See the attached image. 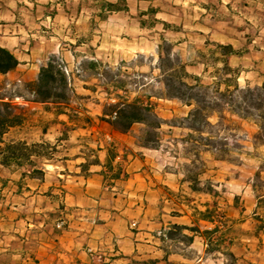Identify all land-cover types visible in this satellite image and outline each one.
Instances as JSON below:
<instances>
[{
    "label": "rangeland",
    "instance_id": "1",
    "mask_svg": "<svg viewBox=\"0 0 264 264\" xmlns=\"http://www.w3.org/2000/svg\"><path fill=\"white\" fill-rule=\"evenodd\" d=\"M103 1L108 4V20L104 23L97 18L101 8L97 0H0V47L11 50L20 61L17 70L0 75V96L27 95L26 83L35 82L40 69L56 60L75 94L72 109L91 119L90 124L75 125L68 117L60 116L54 106L15 102L24 108L30 121L25 128L7 137V142L46 143L57 150L53 161L42 167L46 170L45 184L25 181L16 192H13L14 185L9 191L0 185V264H34L33 257L40 264H128L127 260L112 263L111 259L124 256L120 249L133 246L128 242L133 241L128 234L138 227L128 225L125 237L120 234L114 243L111 232L101 239L98 234L101 229L97 227L104 221L96 218H106L107 212L111 222L119 223L123 218L121 213L128 208L129 195H125L127 187L122 183L130 176L129 162L143 160L147 164L145 170L150 169L146 176L154 180L155 190L161 189L163 194V184L178 185L173 170H183L182 166L190 165L193 156L189 155L187 143L190 132L175 122L172 128L164 127L168 135L159 152L133 151L137 150L133 137L114 133L101 120L117 94L105 78L116 75L117 80L124 82L123 95L131 101L139 98L147 103L151 98L155 113L168 122L184 117L189 109L179 102L160 99L164 85L157 79L160 75L157 48L162 44V35L172 40L171 44L176 46L174 53L181 51L184 60L196 58V49L203 50L208 42L232 45L243 54V58L230 61L231 68L240 74L243 86L264 84V0H130L128 12L124 7H120L123 10L120 12L116 0ZM144 12L153 13L169 28L152 23L141 26L139 15ZM88 33L93 35V41L77 46L75 39L87 40ZM180 40L195 46L191 56L186 52L185 43L179 45ZM92 62L102 67L92 69L89 66ZM189 70L203 76L207 83L212 80L211 68L198 65ZM225 116L224 122L213 117L210 122L214 128L209 131L218 138L217 147L225 150L220 155L222 161H217L214 155H204L205 165L201 170L225 198L226 204H221L224 214L231 209L252 211L256 199L264 197V137L255 121H244L227 113ZM85 127L88 129L84 130ZM113 146L119 156L114 167L124 170L127 179L112 189L105 185L109 192L99 197L102 207L69 206L67 187L82 183V178L95 174L93 170H102V175ZM95 160L100 166H89ZM86 164V168L81 167ZM1 176L7 180L3 172ZM29 185L38 189L33 191ZM114 188L116 191L112 193ZM50 191L52 196L48 197ZM256 211L264 215V208ZM242 218L247 215L237 221L240 223ZM253 220L234 228L239 239L254 231ZM56 226L58 233L54 240ZM198 243L191 251L196 257L202 254ZM256 247L263 249L258 242ZM135 257L150 258L147 254L125 258Z\"/></svg>",
    "mask_w": 264,
    "mask_h": 264
},
{
    "label": "trees",
    "instance_id": "2",
    "mask_svg": "<svg viewBox=\"0 0 264 264\" xmlns=\"http://www.w3.org/2000/svg\"><path fill=\"white\" fill-rule=\"evenodd\" d=\"M97 1L101 3L97 18L104 23L108 20V4L103 0ZM116 1L120 12L123 11L120 7H124V11L128 12L130 0ZM139 21L141 26L152 23L154 26L161 24L169 28L168 24L157 20L153 13H141ZM87 36V40L74 38L77 46L93 41L92 34L88 33ZM161 41L162 44L157 48L159 56L157 70L160 73L157 79L164 85V95L160 99L179 102L183 108L189 109V112L179 120L168 122L155 113L150 102L151 98L145 103L139 98L131 101L123 95L125 84L117 80L115 75L105 78L107 85L117 91V94L114 103L105 109L101 120L109 125L114 133L123 137H133L135 147L154 152L161 150L168 135L163 131L164 127L172 128L174 126L171 124L175 122L179 123L180 128L190 132L187 135L189 138L187 143L190 144L189 155L193 156V160L190 165H183V170H173L172 174L178 179L179 189L174 191L170 187L163 186L162 197L167 202L184 208L193 223L190 226L164 223L161 230L155 233L156 239L161 242L162 259L140 260L135 257L133 260H128L120 255V258L111 259V262L116 263L120 259L127 260L128 264H195L197 258L190 250L200 238L209 243V253L225 248V255L235 264L238 259L232 249L236 242L231 237L232 235L236 237L238 234L236 235L233 229L221 230V225L227 227L228 222L226 213L224 214L221 208V204H226V200L217 190L214 182L205 178V172L201 169L205 165L204 155H214L220 162L222 161L220 155L225 152L222 147H217L218 138L212 136L213 132H209L214 128L210 122L213 117L224 122L227 113L244 121H255L260 125V135L264 137V84L252 86L247 83L243 86L240 82V74L230 65L232 59H241L243 54L232 45L208 42L203 50H197L187 40L185 42L180 40L179 45L184 43L187 45L186 52L189 56L191 51L196 49L194 53L196 58L189 57L184 60L181 51L174 53L176 46L171 44L172 40L162 35ZM198 65L213 70L210 83H207L203 76L190 72L189 68ZM217 65H221L222 68L216 69ZM19 66L20 61L17 56L11 50L0 47V75L6 76L17 70ZM89 66L92 69L102 67L97 62H92ZM24 88L27 95L18 93L12 96H0V185L3 189L7 188V181L1 176L4 170L20 174L19 189H22V183L25 181L45 184L46 170L42 167L53 161L57 150L46 143L30 145L22 140L7 142V137L25 128L30 121L24 108L16 105V101H23L29 105L54 106L60 116L68 117L75 125L81 122L91 123L90 118L72 109L71 103L75 94L67 75L56 60H51L46 68L40 69L37 80L26 83ZM68 111L72 114H68ZM109 154L106 170H103L102 175L105 185L112 189L116 183L125 181L128 176L120 167H114V162L119 158L114 146ZM87 166L88 164L81 167ZM89 166H100V163L95 160ZM47 195L51 197V191ZM262 208H264V200L259 202L257 210ZM256 215L253 220L255 223L253 232L259 245H262L264 215L258 212ZM172 217H181V214L173 212ZM57 233L56 226L54 240L57 239L55 238ZM23 242L26 243L25 240ZM173 256L181 257L184 261L171 260ZM32 260L34 264H40L36 257Z\"/></svg>",
    "mask_w": 264,
    "mask_h": 264
},
{
    "label": "crops",
    "instance_id": "3",
    "mask_svg": "<svg viewBox=\"0 0 264 264\" xmlns=\"http://www.w3.org/2000/svg\"><path fill=\"white\" fill-rule=\"evenodd\" d=\"M133 151L138 152L141 151V149L137 148V150L135 149ZM137 164H140V166H137ZM144 165L147 164H144L143 160L138 162V160L135 159L134 163L129 162V170L127 171L130 176L125 183H122V185L127 187L125 195H129L127 203L128 208L125 213H121V217L123 218L119 219V223L111 222L109 213L107 212L105 213L106 218H96L97 221H104L97 227V230L101 229L98 232L101 239L106 238L107 232H111V241L116 243V239L119 238L120 234L123 233L121 237H125L124 233L128 231V225L130 227H134L135 225L138 228L128 234V237L133 239V241L131 240L128 242L133 243V246L120 249L119 252H122L125 257H132L134 254H147L150 256L149 259H162L163 252L160 248L162 247L161 242L156 239L155 233L161 230L164 223L190 226L193 223V220H191L190 215L185 212L184 208L167 202L166 199L162 197L161 189H158V191L155 190L156 184L153 183L154 180L145 174L148 172L147 170L150 169L145 170ZM136 166L137 168H134ZM101 171L102 170H93L92 173L95 174L88 178H82V183H75L74 185L67 187L68 191L66 194V203L69 206H77L80 208L90 207L97 209L98 207H102V198L99 197L105 192H109V189L105 188L104 177L100 174ZM153 172L154 171L152 170V173ZM3 173L5 174V179L8 180L7 188L5 190L9 191V187L11 185L15 186L13 192L19 190L20 175L9 170H4ZM149 181L151 182L148 183ZM163 186L170 187L174 191H178L179 189V186L176 185V183L173 185L163 184ZM29 188L33 189L30 185ZM37 189L38 186L33 189V191H36ZM114 191H116V188H114L111 192L114 193ZM45 193H47V191ZM112 195L115 196L116 194ZM263 199L264 197L256 199L255 203H253L254 209L252 211L237 212L231 209L225 215L228 221L227 227L221 225V230H234L237 224L255 218L257 216L256 210L258 208V204ZM113 210L117 211L115 208H113ZM173 212L180 213L181 217H172ZM97 215L98 214H96V217ZM246 215L247 218H242L240 223L237 221V219ZM99 216H101V214ZM210 228H212V226ZM229 237L231 236H228V238ZM236 237H233V235L231 237L233 238L232 240L236 242V245L232 249V252L238 259L235 264H264V236L262 244L263 249L256 247V242L258 241L255 238L254 232H247L245 236L241 237V239L238 237L236 240ZM198 242L201 244L202 254H199V256L196 257L194 253V256L197 258L195 264H213L214 261L218 264H233L232 261L225 255V248H222V250L217 252L209 253V243L205 241V239L200 238L197 239V243ZM192 250L193 248L190 251ZM171 260L184 261L181 257L177 256H173Z\"/></svg>",
    "mask_w": 264,
    "mask_h": 264
}]
</instances>
